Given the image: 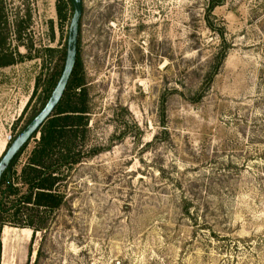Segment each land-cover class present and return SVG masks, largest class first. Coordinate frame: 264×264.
I'll return each instance as SVG.
<instances>
[{"label": "rangeland", "instance_id": "obj_1", "mask_svg": "<svg viewBox=\"0 0 264 264\" xmlns=\"http://www.w3.org/2000/svg\"><path fill=\"white\" fill-rule=\"evenodd\" d=\"M82 1L81 160L47 230L3 226L0 264H264V0ZM72 9L0 0V160L63 73Z\"/></svg>", "mask_w": 264, "mask_h": 264}, {"label": "trees", "instance_id": "obj_2", "mask_svg": "<svg viewBox=\"0 0 264 264\" xmlns=\"http://www.w3.org/2000/svg\"><path fill=\"white\" fill-rule=\"evenodd\" d=\"M68 2L73 8L71 1L68 0ZM64 8L65 4L61 3L57 7L60 19H65ZM79 66L77 55V61L65 94L54 113L40 129V139L36 142L26 166L20 174L15 170L19 158L29 143L15 157L10 169L5 170L2 175L0 235L4 225L30 228L34 233L47 230V215L62 204L63 197L59 190L60 175L63 169L80 162V153L76 152L79 144L86 138L88 126L85 98L81 97L80 102L74 104H71L70 100V104L74 106H69L66 99L72 85L74 89L80 86L75 80ZM57 83L58 80L55 82V87ZM9 146L10 144L7 149Z\"/></svg>", "mask_w": 264, "mask_h": 264}, {"label": "water", "instance_id": "obj_3", "mask_svg": "<svg viewBox=\"0 0 264 264\" xmlns=\"http://www.w3.org/2000/svg\"><path fill=\"white\" fill-rule=\"evenodd\" d=\"M73 7V17L70 23L67 51H66V62L63 73L50 97L46 106L43 110L33 119V121L19 133L15 140L6 149L4 155L0 160V184L2 175L5 170L10 169L11 163L18 155V153L30 143L36 136L39 135L40 129L43 127L45 122L54 113L57 106L60 104L65 91L70 82L78 55L79 47V33L80 23L83 14V1L82 0H70ZM1 255V247H0Z\"/></svg>", "mask_w": 264, "mask_h": 264}]
</instances>
